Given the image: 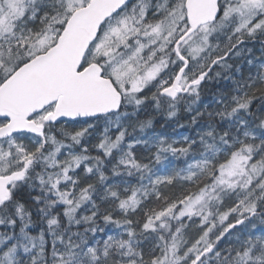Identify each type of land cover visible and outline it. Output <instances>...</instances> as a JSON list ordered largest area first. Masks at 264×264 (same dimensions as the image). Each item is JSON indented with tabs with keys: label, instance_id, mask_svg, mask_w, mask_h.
<instances>
[{
	"label": "snow or ice",
	"instance_id": "snow-or-ice-1",
	"mask_svg": "<svg viewBox=\"0 0 264 264\" xmlns=\"http://www.w3.org/2000/svg\"><path fill=\"white\" fill-rule=\"evenodd\" d=\"M204 5L0 0V97L39 93L0 107V264H264V95L244 91L264 86V0ZM240 58L254 75L192 117L196 138L128 134L148 101L174 117ZM111 117L87 155L92 121ZM168 157L184 166L161 173Z\"/></svg>",
	"mask_w": 264,
	"mask_h": 264
},
{
	"label": "trees",
	"instance_id": "trees-1",
	"mask_svg": "<svg viewBox=\"0 0 264 264\" xmlns=\"http://www.w3.org/2000/svg\"><path fill=\"white\" fill-rule=\"evenodd\" d=\"M224 41L221 37V46H223ZM254 55L259 58L261 57V53L259 51H254ZM245 57H248L247 53H244ZM249 59L251 57H248ZM232 67L226 69L222 72L221 77L214 78L213 82L210 83L206 89L201 91L200 93V101L198 103H192V97H185V102H181L178 106L177 114L174 117L167 118V112L169 111L167 105L162 102L161 107L157 110L151 101H148L144 107V110L136 117L131 120L126 121L128 125V134L143 137L147 139L150 132H157L160 135L165 134L166 137L171 141L174 137H183L184 135L192 138H196V133L200 131V128L196 126V124L192 123V117L196 115L199 111L201 113L212 112L215 114L217 111H223L225 109V105L228 101H225V104H218L213 102V96L220 97V96H229V95H236L233 91L236 87L243 88V85L248 81L249 75H254L255 69L250 71L249 66L245 63L244 58L235 59L230 61ZM231 77V80L228 79ZM233 81L235 83H233ZM244 91L249 92L250 98L254 100H259V98L264 95V86H257L252 89H244ZM264 103V101H261ZM191 108V111H188V108ZM260 104L257 103L256 109H254V115L256 117V123L260 124L264 122V112L259 110ZM131 111V109H129ZM113 123L106 124V122L101 119L99 121H92L96 126L95 128L89 131V134L85 137V143L88 146V153L87 155L96 157L100 155L94 150V145L98 142L100 136L103 134L104 128L107 126L110 131L107 135L111 136L113 132L111 129L114 127V123L116 121L115 117L110 118ZM151 119L152 125L149 126L147 121ZM205 119L207 117L205 116ZM197 123H202V121H197ZM183 127H180V126ZM143 126V128H142ZM152 149L143 151L141 155L148 161H150L152 155ZM90 163H97V161H90ZM112 163L114 164L115 161L113 160ZM112 164H109L106 160L103 161L101 164L102 169L108 175H111L109 169L111 168ZM184 166V160L181 158H172L168 157L167 163L165 165H161L158 171L165 172L170 171L175 168H180ZM180 187L179 185L176 188L171 189L170 191L179 192ZM97 204H100L101 209L106 207H111V205H106L101 203V201L97 200ZM34 219H37L34 217ZM98 223L103 227L102 222L97 220ZM87 226V225H86ZM64 226L62 225L61 228ZM73 231L79 230L83 231L82 228H78L77 226L73 225Z\"/></svg>",
	"mask_w": 264,
	"mask_h": 264
},
{
	"label": "water",
	"instance_id": "water-1",
	"mask_svg": "<svg viewBox=\"0 0 264 264\" xmlns=\"http://www.w3.org/2000/svg\"><path fill=\"white\" fill-rule=\"evenodd\" d=\"M192 3L195 7V11L204 12L205 5L204 0H192ZM84 29H82V32ZM81 35H74L71 47L69 50V55H75L77 49L80 47ZM38 90L33 86H27L20 91H18L14 96L9 97L7 100L0 97V107H4L6 104L15 105L18 108H23L27 105L34 104L36 102V98L38 96Z\"/></svg>",
	"mask_w": 264,
	"mask_h": 264
},
{
	"label": "rangeland",
	"instance_id": "rangeland-1",
	"mask_svg": "<svg viewBox=\"0 0 264 264\" xmlns=\"http://www.w3.org/2000/svg\"><path fill=\"white\" fill-rule=\"evenodd\" d=\"M156 134H159V133H157V132L155 133L154 131H153V132H150V133H149V136L147 137V139H149V138L154 139ZM257 135H259V134L257 133ZM163 136H166V135L163 134ZM185 136H186V135H184L183 137H185ZM183 137H174L173 140L181 141ZM161 173H163V172H161Z\"/></svg>",
	"mask_w": 264,
	"mask_h": 264
}]
</instances>
